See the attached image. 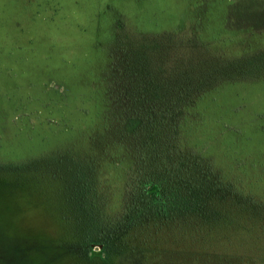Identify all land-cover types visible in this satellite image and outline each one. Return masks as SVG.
<instances>
[{"label":"rangeland","instance_id":"rangeland-1","mask_svg":"<svg viewBox=\"0 0 264 264\" xmlns=\"http://www.w3.org/2000/svg\"><path fill=\"white\" fill-rule=\"evenodd\" d=\"M157 97L185 115L160 165L207 179L148 221L133 117ZM204 262L264 264V0H0V264Z\"/></svg>","mask_w":264,"mask_h":264},{"label":"trees","instance_id":"trees-1","mask_svg":"<svg viewBox=\"0 0 264 264\" xmlns=\"http://www.w3.org/2000/svg\"><path fill=\"white\" fill-rule=\"evenodd\" d=\"M156 86H158L157 89L159 90L168 88V86L160 84L150 86V88L152 89ZM143 87L146 88L145 85ZM113 94L115 95V93ZM118 99H115L111 107L108 108L109 112L112 113V110L115 111L119 107L121 116L124 119L130 118L128 116H131L132 113L129 110L128 103L126 105V102L121 100V104L113 105ZM172 103L173 100L171 99L169 101H160L158 97L149 98L147 101L142 100L144 108L140 109L141 111H137V115L132 116L134 120H139L142 123L140 131L144 137L146 136L145 143L140 146L135 145L134 149L136 158L139 156L145 157L144 164L146 167L137 169V173L132 179L133 183L129 185L131 192H133L132 197L136 200L131 208H135V213L143 212L139 220H162L165 217V212L166 214L171 213L172 209L174 211L178 209V211L183 213L184 217L188 216L196 190V186L193 184L195 177L198 176L201 181L207 179V172L198 166L195 175H193V167H190L191 162L189 161H187L188 165L185 166L177 162L169 165H160L159 163L161 162L158 153L160 144L162 148V141L169 137V133L180 128V124L185 117V115L180 118L173 117L177 115H172ZM104 119L106 121V117ZM145 131L147 132L146 135ZM109 152L108 144H106L101 149V156L104 157ZM105 183L108 184V182ZM107 184L99 181V190L107 188ZM96 189L98 188L96 187ZM201 192L206 193L205 187L202 188ZM62 223L70 225L69 221L64 219H62Z\"/></svg>","mask_w":264,"mask_h":264}]
</instances>
